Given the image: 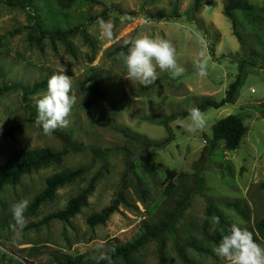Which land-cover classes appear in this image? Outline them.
<instances>
[{
	"label": "rangeland",
	"instance_id": "obj_1",
	"mask_svg": "<svg viewBox=\"0 0 264 264\" xmlns=\"http://www.w3.org/2000/svg\"><path fill=\"white\" fill-rule=\"evenodd\" d=\"M25 6L0 2V88L32 84L47 76L65 73L72 81L75 97L61 136L44 134L36 125L35 103L47 85L27 94L28 107L18 90L0 93V134L12 130L13 138L0 139V165H11L24 151L48 147L65 150L52 162L24 175L19 183L0 191V264H62L64 256L83 254L97 260L111 247L134 240L144 221L164 218L187 195L186 207L161 242L147 241L128 264H225L213 249L229 227L249 231L261 248L255 223L264 217V68L239 61L250 51L264 55V0H248L256 9L234 10L232 25L224 13L226 0H75L58 5L55 0H23ZM105 12V15H103ZM98 18L112 24V38L102 39ZM34 20L43 27L78 30L66 41L35 39ZM147 35L172 43L180 77L169 71L147 87L124 77L123 40ZM239 35L240 40H238ZM203 53L206 76L194 69L193 60ZM241 74L234 103L202 112L205 126L188 133V116L170 123L174 138L164 146L148 147L167 134L163 118L186 110L203 97L219 100L229 83ZM95 74L102 95L86 90ZM238 114L245 125L239 145L232 150L218 140L211 147L212 126L220 118ZM82 146V149H78ZM111 149L106 158L93 150ZM132 167L128 166L126 154ZM85 167L84 175L57 188L52 200L24 213L23 230L12 227V205L29 200L43 188L52 173ZM175 172L168 179L167 171ZM99 174L88 195V203L67 221L42 223L49 213L62 209L67 200L83 189L91 176ZM203 179L201 192L194 191L195 176ZM119 200L116 210L103 224L89 225L87 218ZM239 200L240 213L230 202ZM210 203L221 214L208 212ZM212 217L218 222L213 223ZM175 241L184 244L182 259ZM103 244V249L97 246ZM110 264H126L114 258Z\"/></svg>",
	"mask_w": 264,
	"mask_h": 264
},
{
	"label": "trees",
	"instance_id": "obj_2",
	"mask_svg": "<svg viewBox=\"0 0 264 264\" xmlns=\"http://www.w3.org/2000/svg\"><path fill=\"white\" fill-rule=\"evenodd\" d=\"M58 5H66L75 0H55ZM202 0H194V5H197ZM0 2H4L8 5H17V6H25V1L23 0H0ZM255 10L256 7L251 4L248 0H226L224 5V13L227 18L230 20L232 25L235 24V15L234 10ZM105 15V12H103ZM37 28L38 34L33 35L35 39L39 38H49L54 41L58 39L60 41L65 42L66 38L76 32L78 30L77 26L73 28H60V27H50L46 26V24L41 27L37 21L34 20V24ZM238 40H240L239 35H237ZM245 63H249L250 65L259 66L264 68V55H259L256 51H250L249 59H241L239 61V70L241 71L245 65ZM51 76H47L40 81H35L32 84H18L14 83L11 85L3 86L0 88V93L8 92L12 90H18L21 92L23 99L26 103H28V107L31 105L30 100L27 99V94L35 93L37 90L43 88L47 85V81ZM241 82V74L238 73L235 79L229 83L225 95L219 100H215L211 97H203L200 102L196 103L192 107L181 110L177 112H172L166 115L162 124L166 129V136L161 141H155L151 144H147L148 147H157L164 146L170 141L173 140L174 134L170 123L177 118H182L189 116V112L192 109H199L200 112H204L209 108H219L226 104L234 103L236 100V94L238 90V86ZM86 90L90 94H94L96 96L102 95V91L100 88V84L97 80L95 74L90 76L89 84L86 86ZM30 115H35V111H30ZM34 117V116H33ZM58 136H61L62 131L60 129H56L52 132ZM245 133V125L243 119L238 114H229L225 117L218 119L212 126V142L211 147L216 143V141L221 140L224 143V146L229 149H235L239 143L241 138ZM14 133L12 130L6 131L0 134V139L10 137L13 138ZM82 146H78V149H82ZM65 150H53L48 147L44 148H34L27 151H24L19 160L11 165H0V191L5 185L17 184L20 179L26 175L31 173L38 168L50 164L52 162H58L62 154ZM112 152L111 149H103V150H93L91 153L93 156H97L99 158H106ZM127 163L129 167H132V163L129 159V154H126ZM86 169L85 167H77L72 169H65L51 175L47 176L44 181L43 188L33 197L30 202L26 212L34 211L37 209L42 203L50 201L53 199L56 190L58 187L63 186L64 184L70 183L76 179L81 178ZM175 172L168 170L167 177L168 179H173ZM99 174L95 173L89 179L87 185L81 189L76 195L70 197L64 207L55 212L47 214L43 219L42 223H47L50 220H63L67 221L69 218L73 217L77 214L83 206H86L88 203V195L93 188L95 181L98 179ZM259 186L264 188V181L259 183ZM203 189V179L199 174L195 176V186L194 191L201 192ZM189 196L187 195L181 201H178L177 204L173 207L172 210L166 211L164 213V218L159 219L156 222H148L144 221L142 225V232L132 241L127 242L125 244L116 245L111 247V249L106 253L110 257V262L116 258H122L126 264L129 263L131 255L142 245H144L147 241L155 240L157 242L162 241V237L166 233L174 232V225L181 216L182 210L186 207ZM119 200L113 201L108 206L104 207L101 211L91 214L87 218V223L91 226L96 224H103L108 219L111 213L116 210L117 203ZM229 205L233 206L235 209L240 211V213H245L244 209H241L239 200H234L229 203ZM208 212L211 215L217 216L219 219L222 218L221 214L216 209V206L210 203ZM256 230L258 231L259 237L264 240V217L255 223ZM231 228V227H229ZM216 240L220 241L222 238V234L218 233L216 236ZM253 239H257L256 237ZM175 246L178 251L179 256L182 259H186V255L184 252V244H180L178 241H175ZM160 261L159 264H164V258L161 253H159ZM62 264H109L108 260L102 259H89L86 258L83 254H78L74 257L64 256Z\"/></svg>",
	"mask_w": 264,
	"mask_h": 264
},
{
	"label": "clouds",
	"instance_id": "obj_3",
	"mask_svg": "<svg viewBox=\"0 0 264 264\" xmlns=\"http://www.w3.org/2000/svg\"><path fill=\"white\" fill-rule=\"evenodd\" d=\"M102 39L112 38V24L98 18L96 21ZM123 46L127 47V53H122L126 74L130 81H135L141 86L147 87L153 84L159 76V72L169 71L173 78L180 77L184 68L177 65L175 48L171 42L163 39H153L147 35L123 40ZM194 69L200 76H206V64L203 62V53H198L193 60ZM159 70V72L157 71ZM72 81L65 73H57L49 77L46 92L35 103L36 125L44 134H51L58 128L66 127L68 117L71 114L75 97L70 95ZM189 121L186 131L196 133L203 129L205 121L199 109L189 112ZM29 206V200L22 199L12 205V227L14 230H23L27 224L24 215ZM213 223L218 222L217 217H212ZM103 249L104 245L97 246ZM214 253L224 259L225 264H264V248L254 242L252 234L233 225L223 235ZM99 259L108 260L106 253H101Z\"/></svg>",
	"mask_w": 264,
	"mask_h": 264
}]
</instances>
